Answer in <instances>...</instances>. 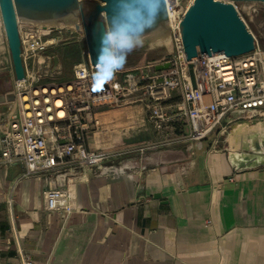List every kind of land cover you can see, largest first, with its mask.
I'll list each match as a JSON object with an SVG mask.
<instances>
[{
    "label": "crops",
    "instance_id": "crops-1",
    "mask_svg": "<svg viewBox=\"0 0 264 264\" xmlns=\"http://www.w3.org/2000/svg\"><path fill=\"white\" fill-rule=\"evenodd\" d=\"M106 118L117 135L106 146L155 141L139 109ZM208 139L67 177L0 165V264H264V166L235 172L226 142ZM66 184L68 217L43 200Z\"/></svg>",
    "mask_w": 264,
    "mask_h": 264
},
{
    "label": "built area",
    "instance_id": "built-area-1",
    "mask_svg": "<svg viewBox=\"0 0 264 264\" xmlns=\"http://www.w3.org/2000/svg\"><path fill=\"white\" fill-rule=\"evenodd\" d=\"M247 11L254 12L250 7ZM184 13H177L176 25L169 24L175 45L169 57L120 70L113 56L115 63L109 67H93L83 52L70 69L69 81L60 85L40 84L63 74L61 56L51 47L53 38H46L51 30L20 23L24 79L14 77L11 99L0 112V165L21 166L22 178L92 173L126 155L200 144L222 123H232V114L264 113V48L255 42L254 50L243 56L187 62L178 28ZM163 65L168 68L156 70ZM128 108L142 112L155 141L139 147L102 145L114 132L107 114ZM67 184L43 192L47 211L64 217L73 213ZM22 264L33 263L24 258Z\"/></svg>",
    "mask_w": 264,
    "mask_h": 264
},
{
    "label": "water",
    "instance_id": "water-1",
    "mask_svg": "<svg viewBox=\"0 0 264 264\" xmlns=\"http://www.w3.org/2000/svg\"><path fill=\"white\" fill-rule=\"evenodd\" d=\"M264 0H193L179 23L187 62L219 55L239 57L254 50L255 39L233 3ZM0 18L16 81L24 79L18 25H54L77 22L90 64L112 63L113 47L134 49L169 33L165 0H0ZM168 65L157 66L161 71ZM191 65L188 66L191 75ZM225 142L234 159V171L264 166V113L232 114ZM239 125L249 131L234 135ZM256 128V129H255ZM264 132V131H263ZM234 135V137H232Z\"/></svg>",
    "mask_w": 264,
    "mask_h": 264
},
{
    "label": "rangeland",
    "instance_id": "rangeland-1",
    "mask_svg": "<svg viewBox=\"0 0 264 264\" xmlns=\"http://www.w3.org/2000/svg\"><path fill=\"white\" fill-rule=\"evenodd\" d=\"M192 2L193 0H166L167 5L173 6L176 9L172 11L174 12L175 21H178L177 13L179 11H186V9L192 4ZM236 6L239 9L240 15L246 23L248 30L254 36L255 42L260 47L264 48V5L261 3H238L236 4ZM248 7H250L251 10H254V12H248ZM42 28L47 31L51 30L46 38H53L54 44L51 47H55L54 51L59 53L60 56V48L63 45L76 44L79 46L73 47V54L69 55L68 61L65 64L68 70L65 71L64 67H62L63 74L60 78L53 80L46 79L40 82V84H64L69 81V78L67 77H70V68L73 64L81 60V55L83 52H85V48L83 47V38L80 32V26L77 22H71L63 26ZM110 46L113 59L116 62V66L120 70L133 69L135 67L144 66L149 63L161 61L169 57L171 54H174L175 52L174 35L171 31V28L169 30V33L160 40L140 48L123 49L113 47L111 40ZM105 67H109V64H106ZM13 79L14 74L12 64L8 54L6 40L0 19V91H5L3 97L4 100H2L3 102H8V95H11L12 91ZM232 125L222 123V125L208 137L210 140H215V143L213 144L214 147L223 145L225 143L227 133L231 130ZM221 128H224L225 131H222ZM115 136L117 137L116 134L113 135V138L111 136H107L108 138L102 141V143H104L102 145H106L107 141H109L110 143L115 138Z\"/></svg>",
    "mask_w": 264,
    "mask_h": 264
},
{
    "label": "bare ground",
    "instance_id": "bare-ground-1",
    "mask_svg": "<svg viewBox=\"0 0 264 264\" xmlns=\"http://www.w3.org/2000/svg\"><path fill=\"white\" fill-rule=\"evenodd\" d=\"M166 1V0H165ZM168 6V7H167ZM166 8H167V15H168V22H169V24H171V26L172 25H176L177 23H178V21H175L174 20V12H172V11H170V6L169 5H167V3H166ZM1 19V18H0ZM174 20V21H173ZM69 23H71V22H65V23H62V24H54V25H41V27H48V28H53V27H58V26H63V25H66V24H69ZM2 24V23H1ZM40 26V25H39ZM261 125L263 126V128H264V123H261ZM256 128H257V131L260 133V136L261 137H263L264 136V130H262V129H260V128H258L257 126H256ZM255 128V129H256ZM249 130L248 129H245V128H243V126L242 125H239V129L235 132V136L236 135H239V134H246L247 132H248ZM234 135H232V137H234Z\"/></svg>",
    "mask_w": 264,
    "mask_h": 264
},
{
    "label": "trees",
    "instance_id": "trees-1",
    "mask_svg": "<svg viewBox=\"0 0 264 264\" xmlns=\"http://www.w3.org/2000/svg\"><path fill=\"white\" fill-rule=\"evenodd\" d=\"M73 47H79L78 45H69V44H66V45H63L61 48H60V53H61V60H62V64H63V67H64V70L67 71L68 69L66 68L65 64L66 62L68 61V57L69 55L73 54ZM83 47L85 48L84 46V43H83ZM85 50V49H84ZM71 69V68H70ZM66 78V77H65ZM70 79V77H67ZM4 94H5V91H0V99L2 100L3 97H4Z\"/></svg>",
    "mask_w": 264,
    "mask_h": 264
},
{
    "label": "snow or ice",
    "instance_id": "snow-or-ice-1",
    "mask_svg": "<svg viewBox=\"0 0 264 264\" xmlns=\"http://www.w3.org/2000/svg\"><path fill=\"white\" fill-rule=\"evenodd\" d=\"M113 63H115V62H113Z\"/></svg>",
    "mask_w": 264,
    "mask_h": 264
}]
</instances>
